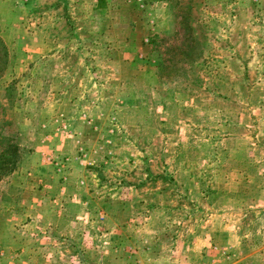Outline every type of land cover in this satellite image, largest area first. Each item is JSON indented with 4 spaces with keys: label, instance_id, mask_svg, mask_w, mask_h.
I'll use <instances>...</instances> for the list:
<instances>
[{
    "label": "rangeland",
    "instance_id": "obj_1",
    "mask_svg": "<svg viewBox=\"0 0 264 264\" xmlns=\"http://www.w3.org/2000/svg\"><path fill=\"white\" fill-rule=\"evenodd\" d=\"M0 43V264H264V0H0Z\"/></svg>",
    "mask_w": 264,
    "mask_h": 264
},
{
    "label": "trees",
    "instance_id": "obj_2",
    "mask_svg": "<svg viewBox=\"0 0 264 264\" xmlns=\"http://www.w3.org/2000/svg\"><path fill=\"white\" fill-rule=\"evenodd\" d=\"M0 45H1V47H2V49H3V52L5 53V51H6V49H5V46H4V44L3 43H0ZM7 53V52H6ZM5 53V54H6ZM16 159H14V160H10V162H9V164L7 165V168H9V170H12V168L10 167L12 164H13V162L15 161ZM5 161H9V160H5ZM4 165H6V164H4ZM3 168V165H1L0 164V169H2Z\"/></svg>",
    "mask_w": 264,
    "mask_h": 264
},
{
    "label": "crops",
    "instance_id": "obj_3",
    "mask_svg": "<svg viewBox=\"0 0 264 264\" xmlns=\"http://www.w3.org/2000/svg\"><path fill=\"white\" fill-rule=\"evenodd\" d=\"M4 45H5V43H3ZM6 47V46H5ZM7 49V48H6ZM6 51H8V49L6 50Z\"/></svg>",
    "mask_w": 264,
    "mask_h": 264
}]
</instances>
